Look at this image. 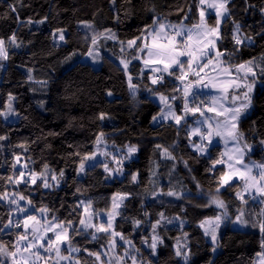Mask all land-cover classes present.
Segmentation results:
<instances>
[{
    "label": "trees",
    "instance_id": "trees-1",
    "mask_svg": "<svg viewBox=\"0 0 264 264\" xmlns=\"http://www.w3.org/2000/svg\"><path fill=\"white\" fill-rule=\"evenodd\" d=\"M227 9L217 50L231 66L260 58L264 69V0H229ZM199 13V0H0V40L8 45L7 58L0 61V111L13 109L8 118L0 116V137H4L0 140V244L8 252L14 251L23 235L13 223L6 229L13 219L10 196L23 197L33 214L44 209L48 220L70 226L69 244L79 250L75 258L91 264L87 254L100 255L115 241L107 234L93 239L92 232L80 229L81 204L88 203L96 215L111 209L114 196L124 195L127 199L114 231L123 242L132 243L135 264L257 261V254L264 252V233L258 226L264 218L260 216L264 195L260 202L238 198L240 183L217 192L224 172L219 163L213 166L223 158L218 142L204 156L190 147L198 139L190 140L186 124H153L159 107L145 115L142 109L138 115L131 113L134 98L148 104L153 96L175 97L179 111L190 96L185 97L180 88L188 82L178 78L179 70L152 84L150 73L141 69L145 52L138 53L127 42L141 38L158 17L168 24L191 27L199 22ZM207 22L215 26L213 16ZM237 24L243 40L239 45L233 39ZM60 31L65 33L63 43L54 41V32ZM97 46L101 47L99 69L83 59ZM134 53L140 58L134 59ZM121 60L130 64L127 72ZM128 76L135 95L129 92ZM258 80L251 112L239 121L238 131L250 146L251 157L264 161L262 72ZM99 136L119 148L137 147V159L125 166L123 179H109L102 163L86 169L82 178L77 176ZM20 173L39 178L33 182L26 176L19 181ZM61 173L60 186H44ZM214 197L224 202V208L212 203ZM221 211L234 218L243 213L247 230L225 224L213 246L201 224ZM150 235L160 241L154 255L144 247ZM179 241L185 242L187 262L176 255ZM120 247L117 254L122 253Z\"/></svg>",
    "mask_w": 264,
    "mask_h": 264
},
{
    "label": "snow or ice",
    "instance_id": "snow-or-ice-1",
    "mask_svg": "<svg viewBox=\"0 0 264 264\" xmlns=\"http://www.w3.org/2000/svg\"><path fill=\"white\" fill-rule=\"evenodd\" d=\"M229 0H199L200 5H207L208 8L215 10V16H216V22L215 26H211L208 24L207 20L205 19V11H200V20L198 23L193 24L191 27H187L185 25H173V24H166L163 21L159 19V17L153 21L152 30L149 32L147 29L145 30V34L143 36L142 44H137V39L141 38H135L132 40H129L128 47L132 48L135 47L136 51L138 53H144L145 49H147L146 57L147 59L144 60L145 64L149 63H157V64H163V71L167 72L170 68H172L174 65L179 66L181 70V75L178 77L179 79L183 80L187 72L184 70L185 64L188 66V71L192 73V75L195 77V79L189 80L187 84L184 86V93L185 97L191 95L193 102L199 97L200 95V86L202 85L203 88H208L210 86L209 83H204L207 74H205L204 77L200 75V73L204 70V68L208 67V64L212 62V50L216 49V41L221 39V34L219 32V26L221 24V18L224 16L225 13L228 12V9L226 7ZM15 10V9H13ZM239 24L236 25V32H239ZM166 29H169L170 31H166ZM163 33V36L161 35ZM151 37V44L148 43V38ZM180 39H177V38ZM110 38H114V34ZM214 38V39H213ZM13 41L15 40V37H12ZM60 40H64V35L61 34L59 37ZM233 39L235 40V43L237 45L243 43V40L237 36L234 35ZM249 39V42H251V39ZM195 43L199 47L191 48L190 46L192 43ZM92 44H96V39H92ZM89 55H92V52H89ZM216 57H223L225 54L223 52H220L219 50H216L215 52ZM181 56H187L189 59L186 61L181 60ZM7 53L4 48V41L0 40V59H6ZM134 59L140 58L135 53L133 54ZM121 63L124 65L125 69L128 67V63L124 60H121ZM217 63L223 65L225 62L223 60L217 59ZM252 61H248L247 65L244 63L235 65L236 69V76L227 81H221V87L220 91L225 93V99H227V94L229 93V89H234L233 93L230 96L231 103L229 106H225L224 103L220 104V109L217 110L214 106L216 104L217 97H212L213 104L208 106L206 109L201 110L200 106H195L192 108H189L188 101L186 99L184 104V111L189 112L191 111L193 114L196 112H200V115L204 117L202 120L198 119L196 121V124L199 125L196 128L192 129V133L196 134L200 137L201 143L195 144L194 147L199 152H204L206 147H210L212 144V138L213 136L220 137L223 139L225 136L229 137L231 141L233 142V155H229L228 159L233 160L236 165H240L241 167H233L232 164H229L228 167L231 169L229 172H222L220 176V187H223L224 185H229L232 181L233 177H238L241 181H243V190L244 192H248L252 189H255V192L259 195H264V184L261 183V181H264V164H256L255 162L249 164L245 163L244 161V151L243 149H248L250 146L245 143L242 147L240 146V140L243 139V134L238 131V122L241 117V115L247 110L251 104V97L249 96V93L253 91V86L255 83V80L248 81L247 77L249 74L253 78H255L256 73L253 70ZM193 64H195V67L193 68ZM153 72H159L161 69L159 68H153ZM243 72L244 75L240 76L239 74ZM174 74V73H169ZM219 74L232 76L233 73L231 72V66H225L221 68V71ZM262 74H264V69H262ZM157 79L163 80V76L158 77ZM157 79H153V83L157 82ZM214 79V78H213ZM129 80H131V77H129ZM212 87H215V84L211 85ZM244 87L246 91H244L241 95L244 97L243 103L236 106L235 101L240 99V95L235 94V91L239 90L240 87ZM130 87H134V85L130 84ZM196 87L197 91L193 92L192 89ZM11 99V98H10ZM160 99L164 101L166 98L164 96H161ZM13 109L11 106H9L7 112L0 111V116H7L9 115ZM206 112H215V115L217 117L224 116V120H214L213 117L207 116ZM168 116H172L176 123H180L181 117L176 116L175 112L171 110V106H169V111L167 114L164 115V118L167 119ZM155 119V118H154ZM206 126V131H201V128H204ZM4 139V137H0V140ZM207 140L208 144L205 146H202V142ZM228 141L226 140L225 143ZM264 143V141H262ZM159 147V146H158ZM129 154L134 153L136 151V148L130 147L128 149ZM223 155V154H222ZM88 159H91L92 157H87ZM223 160H217L214 162V165L216 163H224ZM46 170H47V166ZM104 168L106 171H109L108 165L105 164ZM254 169H259L260 171L258 173H254ZM80 171H84V164L81 163L80 165ZM21 176H23V173H20ZM63 175V173H61ZM55 179V177H53ZM136 177L133 176V180H135ZM35 182V180H33ZM45 187H49V185L45 182ZM220 188H217V192H219ZM168 195H173L172 192H169ZM237 196L243 199L241 193H237ZM2 198V197H0ZM254 198V197H253ZM23 199V197H21ZM264 202V201H262ZM212 203L216 204L217 207L224 208V202L220 200L218 197H214L212 199ZM114 208H118V204L113 205ZM41 211H45L42 209ZM243 213L241 215H238L236 217V223H239L241 225H247L248 221L242 219ZM111 216V214H110ZM260 216L264 217V210L260 212ZM46 219V218H45ZM29 221H36L35 216H28L24 221V226L27 228L29 226ZM221 222V216H216L214 218V227L209 229H205L206 234H210L213 242L216 241V229L220 227ZM39 223V222H37ZM71 223V222H69ZM80 223L84 225L85 229L87 228H93L96 227V225L91 223V220H89L87 223H85L84 220H81ZM17 227H20V224L18 223L16 225ZM258 226L260 228V231L264 233V218L258 221ZM54 227H60L59 224L52 225L50 222L47 225V228L45 231H52ZM201 227H204V224H201ZM112 228L111 219L107 222V227H105L104 224H101L99 227H96V231H108V229ZM38 229L35 227V225L32 226V240L33 243L25 244L23 246L24 251H28L31 248H36L37 244L35 241H43L45 240V235L38 234ZM68 229L63 228L60 232L55 233V239L48 237L47 238V246L44 244H40L39 247L44 248V251L47 252L48 248L51 247L53 244L61 243L66 240H68L67 236ZM111 235H119V233H111ZM96 237L93 235V239ZM21 240L27 239L26 236L21 235ZM159 241L158 236L152 237V243L150 247L153 250V255L155 254V250L157 247V243ZM261 247L264 249V239L261 241ZM72 251H79L78 249H71ZM215 250V249H214ZM19 249H16V251L8 252L5 250L4 245L0 244V255H7L11 257L16 256V252H18ZM60 248L57 247L55 249V252L57 255H60ZM90 255H95L96 259H100V255L98 253H89ZM31 255L36 256L38 259H43L44 257L40 256L39 251L33 252ZM177 256L182 255L181 251L178 249L176 252ZM260 257V260L258 262L254 261V264H264V252L257 254ZM62 259H67L68 257H61ZM185 262H187V256H184ZM0 264H4V261L0 260ZM12 264H18V261L13 259ZM24 264H28V259L24 258ZM35 264V262H33ZM135 264V261L133 262Z\"/></svg>",
    "mask_w": 264,
    "mask_h": 264
},
{
    "label": "rangeland",
    "instance_id": "rangeland-1",
    "mask_svg": "<svg viewBox=\"0 0 264 264\" xmlns=\"http://www.w3.org/2000/svg\"><path fill=\"white\" fill-rule=\"evenodd\" d=\"M226 7H227V5H226ZM201 10L205 11V19L206 20L210 14H212V15H214V17H216L215 16V10L208 8L206 4L200 5V11ZM227 15H228V12L225 13L224 16L221 18V24L219 26V32L221 30V26H222L223 21L227 18ZM199 16H200V13H199ZM164 23H166V22H164ZM166 24H168V23H166ZM151 30H152V26L149 27V32ZM166 31H170V30L166 29ZM234 33H235V35L240 36V30H239V32H236V26L234 29ZM61 34L65 35L64 31L54 32L53 37H54L55 42H57V43H63L64 42V40L59 39ZM161 35L163 36V33ZM149 44H151V41L149 42ZM7 46L8 45L4 43V48H5L6 52H7ZM91 52H92V55L88 54L86 56V58H83L84 62L91 65L95 69H99L100 64H101V47L100 46H97L95 48L93 47L91 49ZM145 59H147V57ZM180 59L186 61L187 59H189V57L181 56ZM1 60H3V59H0V61ZM224 61H225V59H224ZM120 65L127 72L130 64L128 63L127 69H125L124 65L121 62H120ZM163 67H164L163 64H157V63L145 64L144 60L142 61V70L145 72H148V71L151 72V83H153V79H157L162 73L165 72V71H163ZM251 67H253V70L256 73V76H255V78H253L251 76V74H249L247 77V80L248 81H252L253 79L255 80V83L253 86V92H254L257 84L260 82L257 78V74H258V70H259V63L257 64V62H256L255 64L251 65ZM153 68H159V69H161V71L153 72L152 71ZM176 68H179V66L174 65L168 71H170L172 69H176ZM193 68H194V64H193ZM184 70L187 72V75L183 80L188 82V80H192V77L194 79V76L192 75V73L190 71H188L187 64H185ZM234 73L236 74V72H234ZM239 75L243 76L244 73L241 72ZM158 80L159 79H157V82L153 83V84H157L159 82ZM128 81H129V92L131 93V95H135L136 88H135V86L130 87V84L131 85H133V84H132V81L129 80V76H128ZM180 88L182 90H184V87H180ZM244 91H246V89H244L241 93L239 92L240 94L236 93L237 95H240V99L235 101L236 106L245 102L243 95H241ZM253 92L249 93V96L251 97V104H250L249 108L247 110H245V112L241 115L239 121L246 118L251 112ZM200 96L203 97V100H204L201 110H204L208 106L213 104L212 97L219 98V99H217L216 104L214 105L217 110H221L220 109L221 103H224L225 106H229V104L231 103V100H230L231 95L227 96L228 98L225 99L224 98L225 96L213 94V95H211L210 98H207L208 100L206 101V103H205V99H204L205 97L203 96V94H200ZM160 97L161 96H153V98L150 99L152 102H150V100H149L150 103H148V104H143L134 98L132 101V105H131V113L133 114V112H134L136 115H138L139 109H142L143 114L145 115L146 113L151 111L154 107H159V111L154 114L153 124H155V125L156 124L174 125L175 119L172 116H168V118L165 119L164 115L168 113L169 106H171L172 111H173V109H176L175 104H171L170 102L168 103V101H167L168 99H165L164 101H162L160 99ZM165 98H170V97L165 96ZM174 98L175 97H173L172 99H174ZM176 102L177 103L180 102V99H177ZM188 105H189V108L193 107L192 104L190 103V101H188ZM183 106H184V104H183ZM205 114L207 116L213 117L214 120H221V121L224 120V116L217 117L215 115V112H206ZM8 116L9 115H7L6 118H8ZM203 118L204 117H202L200 115L199 111L196 112L195 114H193L191 111L185 112L183 109V113L181 115L180 123H186L187 122L186 125H187V131H188V135H189L190 140L198 139V141L191 142L190 147L195 152H197L198 154L207 156L210 153L209 148L206 147L205 151L203 153L199 152L194 147V145L201 143L200 137L198 135L192 133V129L199 126L196 124V121L198 119L202 120ZM206 130H207L206 126L204 128H201V131H206ZM226 140L228 141L227 143H225ZM214 141L218 142V144L223 149V153H222L223 158L221 160H223L225 162L219 163L218 165L224 167V172L231 171V169L228 167L229 164H232L233 167H241L240 165H236L233 160L228 159L229 155H233L232 150L234 147L233 142L231 141V139L229 137L225 136L223 139H221L220 137L213 136L212 143ZM207 143H208L207 140L203 141L202 146H205ZM243 145H244V143L241 139L240 140V146L242 147ZM130 147H133V146H126L125 148L116 147L112 144L107 143L104 137L99 136L96 143H95L93 153L89 156L92 158L91 159L86 158L84 160V162H82L84 164V171H80V166H79V168L77 170V176L79 178H82L84 176V172L86 171V169H88L92 166H95L99 163H102V165H103L102 167H103L105 173L108 175L109 179H123V177L125 176V174L127 172L125 169V166L130 161L137 159V154H138L137 147H135L136 151L134 153L129 154L128 149ZM243 151L245 153V155H244L245 163L251 164V163L255 162L256 164H264V161H256L253 157H251V153H252L251 149H249V148L243 149ZM105 164L108 165L109 171L105 170V168H104ZM253 171H254V173H258L260 170L254 169ZM23 174L24 175L19 178V181H21L24 178L26 179V176L28 179H30V181L37 180L39 178L36 174H33L30 177L28 176V173L27 174L23 173ZM53 177H55V179H53ZM53 177L50 178L51 183L46 182L49 185L48 188L58 187L62 184L63 175H61V174L60 175H54ZM234 183H240L241 184V192L240 193H241L243 198L245 197L247 199H251V200H255V201H259V202L261 201L260 198L263 197V195L257 194L255 192V189H252L248 192H244L243 181H241L236 176L233 177V179L229 185H224L223 187L219 186V188H220L219 192L226 190V188L228 186L233 185ZM261 183L264 184V181H261ZM9 198L12 199L14 202V204H13L14 210L12 213L13 219L10 221V223L8 224L6 229L11 228L12 223L15 225H17L19 223L20 227L15 226V228L17 230H21L23 232V235L26 236L27 239L21 240L19 237L18 241L16 242V248L14 249V251H16V249H19V251L16 252V256L14 258L11 256H7V255H0V260L4 261V264H12L13 259L18 261V264H24V258L28 259V264H33V262H35V264H81V262L75 258L79 251H72L71 249H73L75 247H72L69 244L70 226H65L64 224L57 223L54 219L48 220L47 215L44 211H38V212H35V214H33L32 208L25 201L18 199V198H14L13 196H10ZM126 199H127V196H124V195L114 196L112 199L111 209L107 212H100L96 215L93 214V210L88 203L83 202L81 204L83 211H84V215H83L82 220H84L85 223H87L89 220H91V223L96 225V227H99L101 224H104L105 227H107V222L109 221V219H111L112 228L108 229V231L97 232L96 227L85 229L84 225H82L80 223V229L84 233L92 232L95 237L99 236L100 234L110 235L111 239L115 241L113 244V247H109L107 250H101L99 260L96 259L95 255L87 254L88 258H89V260H88L89 263H91V264H133V262L136 261L137 253L132 251V243L123 242L121 235H111V233L115 232L114 231L115 222L117 221V219L120 216V213H121V210L123 207V203L126 201ZM114 204H118L119 207L114 208L113 207ZM110 214H111V216H110ZM30 215L35 216L36 221H29V226L26 228L24 226V221ZM219 216H221V222H220V227L218 229H216V241L215 242H213L210 234L205 233L206 228L209 229V231H210L211 228L214 227V219H207L202 223V224H204V227H201V228H202L203 232L206 234L207 240L211 245L216 246L220 228L222 226H224L225 224H228L230 226V228L234 229V230H247V227H246L247 225L245 226V225H241L239 223H236L235 222L236 218H234L228 211H221L219 213ZM37 222H39V223H37ZM49 222L52 225L59 224L60 227H54L52 231H45ZM33 225H35V227L39 230L38 234L45 235V240L35 241V243L37 244L36 248H31L28 251H24L23 246L25 244L33 243V240H32V226ZM63 228L68 229V232H67L68 240L61 242V243L53 244L51 247L48 248L47 252L44 251V248L39 247L40 244H44L45 246H47V238L51 237V238L55 239V233L60 232ZM153 236H155V235H150V241L148 243H144V247H146L147 249H150L152 252H153V250L150 247V245L152 243V237ZM92 238H93V236H92ZM121 245L123 246V250L121 251L122 253L117 254L116 249L119 248ZM57 247H59L61 250L60 255H57L55 252V249ZM75 249H77V248H75ZM176 249L177 250L179 249L181 251L182 258L184 259V256L187 253V252H185L186 251L185 242L179 241L177 246H176ZM36 251H39L40 256L44 257V258L38 259L36 256L31 255L33 252H36ZM61 257H68V258L62 259ZM259 260H260V257L258 256L256 262H258Z\"/></svg>",
    "mask_w": 264,
    "mask_h": 264
},
{
    "label": "crops",
    "instance_id": "crops-1",
    "mask_svg": "<svg viewBox=\"0 0 264 264\" xmlns=\"http://www.w3.org/2000/svg\"><path fill=\"white\" fill-rule=\"evenodd\" d=\"M209 16H213V17H214V15H212V14H210ZM209 16H208V17H209ZM208 17H207V18H208ZM214 19H215V22H216V17H214ZM187 27H188V26H187ZM148 31H149V29H148ZM143 36H144V35H143ZM143 36L141 37V39L138 40L140 44H142ZM177 39H180V38L178 37ZM213 39H214V38H213ZM138 41H137V42H138ZM150 41H151V37L148 38V43H149ZM218 41H219V40H218ZM218 41H216V49L212 50V62H211L210 64H208V67L204 68V70L200 73V75H201L202 77H204L205 74H207V77H206L204 83H209V84H210V86H209L208 88H203L202 85L200 86V94H203V96L205 97V98H204V99H205V103H206V101L208 100L207 98H210L211 95H213V94H214V95H215V94H218V95H220V96H225L226 94L220 91V87L222 86L220 82H221V81L231 80V79H233V78L236 76V74L234 73V72H236L235 66H231V65H229L228 63H226V62L224 61V57H219V58L216 57L215 52H216V50H217V43H218ZM196 47H199V46L196 45V44L193 42V43L191 44L189 50H191V48H196ZM146 52H147V49H145V55H144V57H143L142 60H141V69H142V61L145 60V58H146ZM217 59H222L225 63H224L223 65L218 64V63H217ZM252 62H253L252 65L255 64L256 62H257V64L259 63V70H258V74H257V78H258V75L262 72L261 59H260V58H259V59H255V60H253ZM244 64H246V66H249V65H247V62H245ZM225 66H231V72L233 73L232 76H227V75H223V74H219V75H218V73H220V71H221V68H222V67H225ZM250 66H251V65H250ZM194 67H195V64H194ZM174 70H179V72H180V74H181L180 69H179V68H176V69H172V70H170V71L164 72V73H162L160 76H163V77H164L165 75L169 74L171 71H174ZM142 71H143V70H142ZM143 72H145V71H143ZM148 73H150V82H151V72L148 71ZM160 76H159V77H160ZM213 78H214V79H213ZM192 79H193V77H192ZM158 81H159V82H158L157 84L162 83L161 80H158ZM188 81H189V80H188ZM152 84H153V83H152ZM212 84H215L216 86H215V87H212V86H211ZM244 89H245V88H244L243 86L240 87L239 90L235 91V94H236V93H239V92L241 93ZM233 91H234V89H229V93L227 94V96L231 95V94L233 93ZM252 92H253V91H252ZM252 92H251V93H252ZM240 93H239V94H240ZM254 93H255V91L253 92L252 97L254 96ZM151 98H153V97H151ZM151 98H150V99H151ZM166 99H168V100H167L168 103L170 102L171 104H175L174 101H173V99H170V98H166ZM187 101H188V100H187ZM150 102H152V101L150 100ZM169 105H170V104H169ZM175 106H176V105H175ZM183 109H184V106L181 105V107L179 108V111L176 110V109H173V112H175L176 116L181 117V115H182V113H183ZM173 121H174V120H173ZM182 121H183V120H182ZM181 124H187V122H186V123H179V124H176V122L174 121V125H175V126H176V125H181Z\"/></svg>",
    "mask_w": 264,
    "mask_h": 264
},
{
    "label": "built area",
    "instance_id": "built-area-1",
    "mask_svg": "<svg viewBox=\"0 0 264 264\" xmlns=\"http://www.w3.org/2000/svg\"><path fill=\"white\" fill-rule=\"evenodd\" d=\"M220 60H222V59H220ZM194 79H195V77H194ZM195 91H197L196 87H194V91L193 92H195ZM189 101H190V103L192 104L193 107L200 106V108H202L203 99H202V97L200 95L194 102L192 100V97L190 96V100Z\"/></svg>",
    "mask_w": 264,
    "mask_h": 264
},
{
    "label": "water",
    "instance_id": "water-1",
    "mask_svg": "<svg viewBox=\"0 0 264 264\" xmlns=\"http://www.w3.org/2000/svg\"><path fill=\"white\" fill-rule=\"evenodd\" d=\"M192 91H194V88L192 89ZM189 96H191V95H189ZM189 96H187V97H189ZM213 144V143H212Z\"/></svg>",
    "mask_w": 264,
    "mask_h": 264
}]
</instances>
